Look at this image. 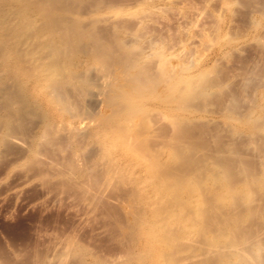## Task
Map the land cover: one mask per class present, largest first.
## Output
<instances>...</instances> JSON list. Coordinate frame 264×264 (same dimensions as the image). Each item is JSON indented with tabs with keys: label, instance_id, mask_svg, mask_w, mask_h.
<instances>
[{
	"label": "rangeland",
	"instance_id": "374dc122",
	"mask_svg": "<svg viewBox=\"0 0 264 264\" xmlns=\"http://www.w3.org/2000/svg\"><path fill=\"white\" fill-rule=\"evenodd\" d=\"M31 1L0 0V264H130L131 261L133 264H139L137 259H130L131 254H127L129 247L131 248L130 250L133 248V250L130 251L132 252L131 257L135 256V254L137 257H142L141 259H143V262H141V264H166L165 262H168V264H231L230 262H232L233 264L234 260L231 254H233V250L237 249L236 246L225 243L226 240L221 237H217L220 239L216 240V234H214L215 231L218 233L219 231L228 232L231 229H233V231L231 230L232 232L237 234V238L245 230L244 234L240 236L241 241H237V243L239 242L238 244H240L238 247L252 250L256 248L257 250L259 249L256 252L258 254V259L264 262V184H262L264 181H261L264 180V0ZM38 5H40L39 10H37ZM99 48L104 49L102 53L105 52V54H100L101 51L99 52ZM103 55H105L108 61H105ZM108 55L110 56L108 57ZM96 58H98V60ZM134 59H136V62H138L139 59V62L133 63L132 60ZM129 60L131 61L129 62ZM128 62L130 66L133 67L127 65ZM132 63L137 65H132ZM47 68L49 70L51 69L54 75L49 73L50 71H47ZM140 69L143 72H141ZM151 70L155 73L153 74ZM165 70L173 71L172 73H175L176 76L180 75L178 77L180 83L178 84L182 89H188V80L191 79L197 83L194 84L197 85V87H193L195 93L200 94L202 90L206 91L201 95H195L193 92L194 94L188 98L189 100L187 99L189 103L188 101H182V103L185 104L182 105L181 108L179 107V110H174V108H178L179 104L178 106H172L171 100L167 101V103L165 102L166 100H163L164 97L170 93V89L167 86L168 84H166L167 82H163L165 80L163 78L164 73L162 72H165ZM133 71H140L141 73L147 71V74L150 72L153 78L158 74V77H155L157 81L154 84L157 86L155 87L157 88L155 91L159 93L156 94L161 96L158 97L159 99L156 98V96L155 98L153 97L154 99L152 100L150 99L152 97H150L144 101V106H147H145V115L147 116L149 114L150 117L152 115L154 117H146L143 114L146 117L144 119V116L141 117V115H139L141 118L137 116L139 118L135 117L132 119L134 122L140 119L139 121L136 123L132 120L130 121L132 125L130 123L128 124V121H126L128 128L124 120H120V123L123 122L122 124H124H120L123 126L124 131L129 130V125H131L130 129L132 132L131 134L130 130L128 132L130 135H133L129 137L133 138V140L136 139L135 142L139 145L143 137L140 136V138L137 137V135H141L140 133L142 131L140 130L142 129V135L144 136L146 133L144 139H152L151 144L144 139L141 143L142 145L145 144V150L148 152L145 151L144 154L147 157L143 155L142 158L129 159L128 155L124 152H120L118 155L112 157L105 156L106 153L104 154L103 152L104 150L101 142L96 140L93 135L99 129L101 130L102 128L109 127L99 126V121L102 120L100 118H115V115L112 113V109L114 108H111L112 105L109 104L110 98L118 97L117 93L119 92H122L121 95H123L134 87L135 84L129 83V80L134 78L138 73L135 72V74H133ZM160 73H162L161 77L159 75ZM46 75H49V77ZM57 79L61 81L58 82L59 80ZM131 80L133 81V79ZM53 83L60 85L59 88L62 90L59 89L58 86L57 88L65 93V95H63L65 99L69 98L66 99V102L65 100H63L64 103L61 101L63 92L59 91V93L61 92L59 94L58 91H56L57 88L55 89V87H53ZM132 84L134 85L132 86ZM122 89H124L125 92ZM195 89L200 91L196 92ZM50 90L54 94H52ZM133 91L134 89L130 92L132 93ZM55 92L58 94L57 98L55 97V95H57ZM65 106H68V109H66ZM166 107H168L170 111ZM151 108L153 109L151 110ZM161 108L163 109L161 110ZM64 109H66V111ZM163 110L166 112H162ZM104 112L106 113L105 115ZM167 112L169 113L168 116L166 115ZM163 113L165 115H163ZM170 113L174 116H179V118L181 117L178 123V126H181L179 129L178 126L177 128H175V125L171 126L172 122L170 125L168 124L171 116ZM164 116L166 118H164ZM254 116H256V119L258 118L259 121L256 122L258 123L257 126L256 123L252 121V119L257 121ZM114 118H112V121L115 120ZM152 118L153 121L151 120ZM167 118H169V121ZM142 119L145 121H142ZM149 119L151 121H149ZM184 119H186V121ZM248 120L250 124L247 122ZM183 121L187 124L185 122L184 124ZM144 122L149 124L146 125ZM125 125L127 129L124 128ZM138 125L142 129H139ZM148 125L150 126L148 127ZM121 126L115 127L122 130ZM165 126H171L168 128L171 130H167V127L164 128V131L166 130L165 133L168 131L166 134L167 136H165L164 131L161 130ZM74 127H76L78 132L82 130L84 134H87L85 139L84 134L80 132L82 133L81 135L84 136L80 141L81 143H78L77 140L75 141V139L70 136L75 130ZM134 127H136V130H133ZM186 127H189L187 128L188 133L185 132ZM173 129L177 130V136L181 137H177L176 134L173 135V133H175V130L172 132ZM179 130L182 132H179ZM124 131V137L128 136V133V135L125 136V132L127 131ZM133 131H135V133H133ZM169 131L171 132L170 134L173 135V139H170L174 140L176 138L177 141L178 138H181L180 140L178 139V141L184 144H179L182 147L178 145V147L175 146L177 149H181V152L184 151L188 154L189 151L191 152L189 158L188 154L182 153V155H187L185 159L188 160L191 157L190 160L192 161L189 160V162H186L187 160H184L186 155L183 156V159L181 158L183 161L180 160L179 163L178 160V166L181 169L176 168L178 167L177 164H175L177 161H175V163L173 161L172 163V160L170 161L169 159L168 152L171 146L170 139H167ZM182 133L186 139L184 136L178 135ZM138 138L141 140L139 141ZM164 138L168 140L167 143L163 141L165 146L167 144L165 148L162 146L164 144L161 142ZM71 140L74 141H72V143H74L72 145ZM133 140L130 141L133 143ZM186 140L187 142H185ZM194 141H197L198 145L195 144L196 142ZM54 142L56 143L54 144ZM63 142L66 143L65 145L68 147H64ZM177 142H175V145ZM78 144H80V146H78ZM172 144L174 145V142ZM60 145L66 150L64 151V149L60 148ZM159 145L165 150L167 149L164 151V154H162L163 151L161 150V152L160 149V153L158 150L154 151L150 149L152 148L151 146H153L154 149L155 147L157 149L161 148ZM188 145L190 146L187 148ZM74 146L80 147V149H76ZM69 147L74 148L70 149ZM87 148L91 150L89 151ZM186 148L187 150H185ZM189 148L192 151L189 150ZM68 149L70 151L73 150V152L80 150L79 154L82 158L79 157L80 155L78 154L76 160L81 158L78 160V164L81 161L83 162L78 165L79 167L85 165L83 164L84 160H82L84 159L83 151L87 153L88 155L85 154L84 157L87 156L89 160H92L90 163L92 162L95 165V169L93 168L94 170H100V167L101 170H103L108 163L119 157V165L127 169L125 174L127 173L128 176L137 177L142 183L148 186L145 194H150L152 196L151 203L145 201L143 196L144 192L141 194L142 196L137 195L131 197L130 200H128L129 197L126 199L125 196L127 195L123 192L129 190V188L131 189L130 186H132L131 182L128 180V182L121 183L120 187L123 190L116 188V195L113 194L115 190L111 194L112 200H114V202H112V204L114 203V208L120 206L119 208L117 207V211L121 209L119 212L120 215L117 212L120 217H118V215L117 217L108 216L103 209H99L102 210L100 213L99 210L98 212L97 210L91 209L85 202L81 203L78 202L75 197L71 198L70 193L72 192H66L65 189L61 188L60 184H58L64 180L60 179L62 175L65 176V180H68L66 178L74 179V176H76L75 179H81V176L79 175V177L77 173L72 176L73 172L71 169L72 173L69 172L70 175L66 172L67 168L64 169L65 163L63 160H65V157L67 160V156L70 155L68 153H73ZM85 149H87L88 152L85 151ZM62 150L63 152H60ZM92 150H94V153ZM193 151L194 153H192ZM99 152L102 156L99 155ZM154 152L155 154L157 152L156 155L158 157L154 155ZM35 153L38 154V158H36ZM148 153L158 158L159 162L161 161L160 163H164L162 159L168 156L169 160L167 159V162L165 161V165H169V162H171V166L169 167L164 164V166L162 165L163 167L159 166L161 169H156L157 172H162L164 167L170 170L168 168L175 165V170L174 168L173 170L175 173L179 174L185 171L187 172L188 170L185 167L188 165L189 171L186 174L189 178L192 179V177H190L191 175L195 178V175L196 177H201L204 174L202 179L206 183L202 190H204L203 192L206 194L201 190V196L203 194L206 197L203 196L204 199H207V196L208 199L211 197L209 201L212 203L214 201L213 204L211 202L209 203V206L210 204L212 206L209 208L207 206L205 208L203 206L204 200L201 196L199 198L200 200H197L199 195L195 198V194L189 197L187 192H181L180 198L185 201L183 202L185 206L183 203L179 204L182 208L184 206L188 211L189 207H187V205H190L187 204L188 200L189 202L192 200L191 203L194 204L190 206L191 209H194L192 207H195V209L200 207L205 208L201 209L204 219H202V215L199 214L201 217L199 216V220L197 218V221L202 219L203 222L200 221V223H203L202 225L205 223L204 226H206L207 233H205L206 231H204V233L200 231L205 235L200 236L203 234L200 233L199 235L196 230L192 235L190 233L183 237V235L180 236V231L182 229H179L176 224H170L166 226L167 228H165L164 233H162L167 237L178 235V239L176 237L177 241L175 240V242H173L176 243V245H173V248L165 247V250H162V253L157 255L148 254L146 250L148 244L143 237L145 226H147L149 220H155L154 212L157 211L155 209H158L157 205H163L162 203H164L163 199L158 198L155 191L152 192V184H150L151 176L148 171L146 172V164L143 163L144 159L147 160L148 158H152ZM57 155L60 159L64 158L63 160L61 159L60 163L58 162L60 159L57 158ZM98 155L101 158H98ZM200 155L201 157H199ZM104 157L107 159L105 163H103L104 161L102 162ZM207 157H209V160ZM50 159H54L53 161L59 164L63 162L62 166L60 167L57 163L56 165ZM134 159L136 160L134 161ZM94 160L95 162H93ZM140 161H142L143 166ZM210 161L214 162L210 163ZM41 162H43V164ZM190 162H192V164ZM204 162L207 164L205 165ZM38 163H40V165ZM97 163H100L98 164L99 166ZM31 164L35 165V168ZM50 164L53 165V167H51ZM41 165H43V168ZM94 165L92 166L94 167ZM190 165L195 166L191 167ZM203 165H205L204 168ZM36 166L42 168L40 171H46L44 173L49 176V179H47L46 176L45 180H49L51 184H53V187L48 183L49 181L46 182L42 177L44 173L41 172L42 174L39 175L40 171ZM44 166H46L45 169ZM211 166L213 168L215 167L214 169H217L218 173H216ZM208 167L211 168L209 169ZM57 168L59 171H55ZM182 168L185 169V171H183ZM190 168L194 171H190ZM201 168L202 171L200 170ZM205 168H208V170ZM203 169H205L206 172ZM209 170L215 172L219 177L222 176L220 178L224 179L221 180L219 177H214V179H217L214 180L213 177L209 175V177L213 179L210 178L209 181L206 178L208 173L211 174V172L207 173ZM219 171L221 173L225 172L226 175L223 176ZM56 172L61 175L56 174ZM201 172L203 174H201ZM49 173H51V175ZM52 173L60 177L57 178ZM139 173H141V175ZM68 175L69 177H67ZM225 176L229 179H227L226 182L231 181V186L228 184L229 182H225ZM231 176L232 178L230 179ZM250 179L258 180L257 182L253 181L255 185L253 188V184H250V188L253 191H245L239 188L240 186L243 187V184H247L248 182L246 181L249 180L250 182ZM51 180H54L56 184L52 183L53 181ZM147 180H149V182ZM43 181L45 183H43ZM235 183L236 185H234ZM227 185H229L231 189L233 187L234 192L231 190V195L229 193L225 194L224 189L228 188ZM54 186L55 188L59 186V188L64 190H58V187L54 190ZM49 187L52 191L48 189ZM254 188L257 189L254 190ZM64 191L66 194L63 193ZM236 191L237 193L246 192L245 195L247 197L243 194L244 196L239 198L242 194L239 195L238 193L237 198L233 199ZM247 192H251L252 194ZM216 195L218 198L220 195H226L227 200L223 201L225 199H218ZM65 197L67 198L65 199ZM212 197H215L217 200H214ZM134 198H139V201L138 199L135 200V208L137 204L141 207L138 208L139 205L137 206L136 212L141 213L136 214L137 219L134 215L131 216V211L135 212L133 203L130 204L131 199L132 202H134ZM185 198L187 199L184 200ZM124 199L126 200L125 203ZM234 200H236V203ZM157 201L161 203L159 202L158 204ZM80 203L82 205H79ZM115 203L118 205H115ZM85 204L87 206H85ZM164 204L169 206V215L172 213L174 207L175 209L178 207L177 209L180 208L182 210L181 206L179 207L178 204L176 205L177 207H172V205L176 203L169 202V205L166 203ZM125 205L127 207L129 206L128 209ZM161 208L162 207L159 206V209ZM185 208H183L184 211H186ZM180 209L178 211H181ZM191 209H189V211ZM176 211L177 210L173 212ZM103 212L104 214H102ZM251 212L252 214H250ZM121 214H123V216H121ZM138 215L142 217H140L139 221ZM249 215H251V217ZM132 217H134L133 219H135V221L132 220ZM117 218L122 220L124 226ZM238 219L240 220L238 221ZM116 221H118V224H121V227H124V231H126L127 228L125 226L126 224L128 226L129 224L131 225V230L133 224H139L137 226L133 225L134 228L132 231L134 232L128 230L130 226L127 228V231H130L128 235L131 234L130 239H128L130 241H128V237L124 235L125 233L127 235V231L124 232L122 230L120 232L122 229H120V226L117 227V229H120L118 231L120 235L117 236L118 232H116L117 235H115L118 238L116 239L115 236H112V233L109 231V224L116 223ZM229 221L231 222L229 223ZM235 221L239 223H234ZM171 226L176 228V232L172 230L173 228ZM230 226L234 227L231 228ZM236 227L239 228L236 229ZM234 228L236 231H234ZM137 230H139V232ZM213 234L215 237H213ZM109 237L112 238L110 239ZM120 237H125V241L122 239L124 245H122ZM207 237L211 239H209L210 242L207 241L208 239L205 240ZM185 238H189V242H192L188 244V241L186 242L184 240ZM243 238L249 241L247 242ZM218 241L221 243H218ZM228 241L229 239H227V242ZM244 241L246 242L245 244ZM211 242H213V244ZM208 243H211V247L209 245L207 246ZM250 243L255 245H251ZM258 244L262 247H258ZM217 245L218 248H216ZM124 248L127 255H125ZM209 248H211L210 252H208ZM172 251L173 254H171ZM204 251H206V253ZM166 252L168 254H165ZM218 253L220 254L218 255ZM229 254L231 258H229ZM125 260H129V262H125ZM263 262L262 264H264Z\"/></svg>",
	"mask_w": 264,
	"mask_h": 264
},
{
	"label": "bare ground",
	"instance_id": "6f19581e",
	"mask_svg": "<svg viewBox=\"0 0 264 264\" xmlns=\"http://www.w3.org/2000/svg\"><path fill=\"white\" fill-rule=\"evenodd\" d=\"M31 1V0H30ZM22 2H23V0H22ZM29 2V1H28ZM31 2H33V1H31ZM21 3V2H20ZM25 4V3H24ZM40 4V3H39ZM26 5V4H25ZM34 5H36V4H34ZM29 6H30V3H29ZM33 6V5H32ZM40 5H38V8H37V10H39V7ZM42 6V5H41ZM44 6V5H43ZM45 8V7H44ZM34 9V8H33ZM32 10V9H31ZM42 10V9H41ZM45 13V12H44ZM40 14V13H39ZM42 14V13H41ZM46 16V15H45ZM51 16H52V13H51ZM42 17V16H41ZM47 18H49V17H47ZM46 18V19H47ZM46 19H44V20H46ZM50 20V19H49ZM53 20V19H52ZM53 22V21H52ZM57 22V21H56ZM49 23V22H48ZM57 24V23H56ZM45 26H48V25H45ZM48 28V27H47ZM81 45V44H80ZM56 46V45H55ZM53 49V48H52ZM97 50V49H96ZM102 50H104V49H101V48H99V52H100V54H105V52L104 53H102ZM130 50V49H129ZM81 51H82V49H81ZM84 51H85V49H84ZM86 51H87V48H86ZM106 51V50H105ZM132 51V50H131ZM130 51V52H131ZM98 52V53H99ZM134 52V51H133ZM96 53H97V51H96ZM108 53V52H107ZM106 53V54H107ZM158 53V52H157ZM94 55V54H93ZM126 55V54H125ZM97 56V55H96ZM95 56V57H96ZM104 56V59H105V61L107 60L106 58H105V55H103ZM102 56V57H103ZM110 55H108V57H109ZM144 56V55H143ZM146 56V55H145ZM106 57H107V55H106ZM128 58H130V57H128ZM134 58V57H133ZM139 58V57H138ZM140 58H141V56H140ZM97 60H98V58H96ZM102 59V58H101ZM132 59V58H131ZM65 60V59H64ZM63 60V61H64ZM123 60V59H122ZM121 60V61H122ZM136 59H134V60H132L133 61V63L135 62V63H138L139 62V59H138V62H136L135 61ZM96 61V60H95ZM108 61V60H107ZM131 60H129V62H130ZM103 62H104V60H103ZM126 62H127V60H126ZM125 62V63H126ZM127 63V65H129L130 66V63ZM107 63V62H106ZM132 63V65H137V64H133ZM139 65V64H138ZM164 65V64H163ZM56 66V65H55ZM144 66V65H143ZM142 66V67H143ZM52 67V66H51ZM130 67H133V66H130ZM135 67V66H134ZM141 67V66H140ZM170 67V66H169ZM172 67V66H171ZM54 68H56V67H54ZM138 68V67H137ZM48 69V68H47ZM132 69V68H131ZM135 69V68H134ZM169 69V68H168ZM54 70V69H53ZM56 70V69H55ZM143 70V69H142ZM146 70V69H145ZM46 71V70H45ZM47 71H50L49 73H52V70L50 69H48ZM46 71V72H47ZM126 71H129V70H126ZM132 71V70H131ZM140 71H141V69H140ZM138 71V72H136V71H133L134 73L133 74H135V72L136 73H138L134 78H131V79H133V81L130 79L129 81V83H134V84H132V86L134 85V87H132V89H130L129 90V92L131 91V90H133L134 89V91L131 93H129V92H127V93H129V94H127V93H125V94H123V95H121V93L119 92V93H117V96L118 97H115V98H110V101H109V104H111L112 106H111V108H114V109H112L113 110V115H115V118L114 117H112V118H114L115 120H113L112 121V118L111 119H109V117L108 118H106L105 117V119H103V118H100V119H102V120H100L99 122H100V124H99V126H102V127H104V126H109V127H106V128H102L101 130L99 129L93 136H94V138L96 139V140H99L100 142H101V144H102V147H103V152H104V154H105V156L107 155V156H114V155H118L120 152H124V153H126L127 155H128V157H129V159L130 158H142L143 157V155H144V157H147V156H145V151H147V150H145V144L144 145H142L141 143H142V140L144 139V136H145V134H144V136L142 135L143 134V129L142 128H140V126H139V129H142V130H140V131H142L141 133H140V131H139V129H138V132L141 134V135H137V137H140V136H142L143 137V139L141 140V139H139V141L141 140V143H140V145L138 144V143H136L135 141H136V139L135 140H133V138H130L132 135H130L131 134V132H132V130L130 129V126L132 125L131 124V120L133 119V118H135V117H137V116H139V115H141V117H143L144 115H145V106H144V101H146V99L147 98H150V97H152V98H150L151 100L152 99H154L156 96V98H158V97H160L159 95H157V94H159V93H157V91H155L157 88H155V87H157V86H155V82L157 81L156 79H155V77H158L157 75L153 78L152 76H151V74H150V72H148L149 74H147L146 72L145 73H141V72H143V71ZM152 71V70H151ZM176 71V70H175ZM57 72V71H56ZM55 72V73H56ZM60 72H61V70H60ZM173 72V71H172ZM171 72V70L169 71V70H165V72L163 71L162 73H164L163 74V78H164V80L165 81H163V82H167L166 84H168L167 86L169 87V91H170V93L168 94V91H167V96L166 97H164V99L163 100H166L165 102L167 103V101H172V106L173 105H177L178 106V104H179V106H178V108H174V110L175 109H178L179 110V107L181 108L182 107V105H184L185 103H182V101H188L189 99V97L190 96H192L195 92L193 91L194 90V86H196L197 87V85H194V84H197L195 81H193V80H191V79H189L188 80V89H186L185 87V89H182L181 87H180V85L178 84V83H180L178 80V77L180 76H176L175 75V73L173 74ZM48 73V72H47ZM69 73V72H68ZM72 73V72H71ZM152 73H153V71H152ZM155 73V72H154ZM153 73V74H154ZM162 73H160L159 75H160V77H161V74ZM53 75H54V73H52ZM57 74V73H56ZM127 74V73H126ZM130 74V73H129ZM128 74V75H129ZM132 74V75H133ZM50 75V74H49ZM49 75L47 76V77H49ZM60 75H61V73H60ZM127 75V76H128ZM132 75H131V77H132ZM73 76V75H72ZM50 77H52V76H50ZM183 77V76H182ZM181 77V78H182ZM184 78V77H183ZM49 79H51V78H49ZM128 79V78H127ZM57 80H59L58 82H60L61 80L60 79H57ZM161 80V79H160ZM163 80V79H162ZM52 81H53V79H52ZM132 81V82H131ZM181 81V80H180ZM184 81V80H183ZM54 82V81H53ZM46 83V82H45ZM51 83V82H50ZM49 83V84H50ZM87 83V82H86ZM49 84H47V85H49ZM59 84V83H58ZM62 84V83H61ZM85 84V83H84ZM46 85V86H47ZM122 85V84H121ZM157 85V84H156ZM57 86H58V88H59V86L60 85H56V83H53V87H55V89L57 88ZM63 86H64V84H63ZM48 87V86H47ZM51 87V86H50ZM52 87V88H53ZM84 87V86H83ZM124 87V86H123ZM195 87V88H196ZM57 88V89H58ZM54 89V88H53ZM54 89V90H55ZM56 89V91H58V93H59V91H61L62 89L61 88H59V89H61V90H57ZM64 89V88H63ZM129 89V88H128ZM203 89H205V88H203ZM207 89V88H206ZM65 90V89H64ZM68 90V89H67ZM117 90H118V88H117ZM123 91H124V89H122ZM196 90V89H195ZM198 90V89H197ZM196 90V92H199V91H197ZM66 91V90H65ZM121 91V90H120ZM203 91V92H202ZM201 91V93L199 94H197V93H195V95H201V94H204V92L206 91H204V90H202ZM50 92L52 93V91L50 90ZM61 92H63V91H61ZM60 92V93H61ZM114 92V91H113ZM125 92V91H124ZM162 92V91H161ZM194 92V93H193ZM56 93V92H55ZM59 93V94H60ZM157 93V94H156ZM179 93V94H178ZM52 94H54V93H52ZM51 94V95H52ZM57 94V93H56ZM66 94H67V92H66ZM116 94V93H115ZM118 94H120V95H118ZM161 94V93H160ZM63 95H65V93L63 92L62 93V97H61V95H60V97L62 98V100H61V98L59 97V99L63 102V100H65V102H66V99H69V98H64L63 97ZM112 95V94H111ZM166 95V94H165ZM57 96H58V94L57 95H55V97L57 98ZM68 96V95H67ZM66 96V97H67ZM113 96V95H112ZM111 96V97H112ZM108 97V96H107ZM154 97V98H153ZM53 98V97H52ZM64 98V99H63ZM109 98V97H108ZM58 99V100H59ZM159 99V98H158ZM188 99V100H187ZM60 101V102H61ZM70 101V100H69ZM160 101V100H159ZM59 102V103H60ZM67 102H68V100H67ZM164 102V101H163ZM174 102V103H173ZM64 103V102H63ZM147 103H149V102H147ZM169 103H171V102H169ZM188 103H189V101H188ZM66 104V103H65ZM64 104V105H65ZM165 104V103H164ZM187 104V103H186ZM63 106V105H62ZM110 106V105H109ZM164 106V105H163ZM66 107V106H65ZM147 107V106H146ZM70 108V107H69ZM164 108H165V106H164ZM166 108H168V107H166ZM185 108V107H184ZM183 108V109H184ZM66 109H68V106L66 107ZM66 109H64L65 111H66ZM110 109V108H109ZM149 109H150V107H149ZM153 108H151V110H152ZM155 109V108H154ZM163 108H161V110H162ZM106 110V109H105ZM165 110V109H164ZM162 111V112H166V111ZM168 110H169V108H168ZM167 110V111H168ZM172 110V109H171ZM107 111V110H106ZM146 111H147V109H146ZM150 111V110H149ZM170 111V110H169ZM152 112V111H151ZM160 112V111H159ZM161 112V113H162ZM172 112V111H171ZM175 112V111H174ZM173 112V113H174ZM261 112V111H260ZM101 113V112H100ZM109 113V112H108ZM110 113H111V110H110ZM263 113V112H262ZM106 113L104 112V115H105ZM144 114V115H143ZM148 114V113H147ZM152 114H154V113H152ZM168 112L166 113V115L168 116ZM113 115H110V116H113ZM163 115H165L164 113H163ZM170 121H169V118H167L168 119V121H169V125H170V123L172 122V125L171 126H173V125H175L176 127L175 128H177V126H178V123H179V119H181V117L179 118V116L177 117V116H174L173 114H171L170 113ZM177 115V114H176ZM262 115V114H261ZM97 116V115H96ZM102 116V115H101ZM146 116V115H145ZM143 117L144 119L146 118V117H150V115L148 114L146 117ZM104 117V116H103ZM140 117V116H139ZM139 117H137V118H139ZM140 117V118H141ZM151 117H154L153 115L151 116ZM150 117V118H151ZM163 117V116H162ZM255 117V119H256V116H254ZM164 118H166L165 116H164ZM183 118V117H182ZM260 118V117H259ZM144 119H142V121H145ZM148 119V118H147ZM147 119H146V121H147ZM252 119V118H251ZM73 120V119H72ZM71 120V121H72ZM83 120V119H82ZM122 120H124V122H125V124H126V121H128V124L130 123L131 125H129V130H130V134H129V130H125V131H127V132H125L124 130H123V126H121V125H124V124H122V123H120ZM140 120V119H139ZM139 120H136L134 123H136L137 121H139ZM152 121H153V118L151 119ZM150 119H149V121H151ZM185 121H186V119H184ZM257 121H255L254 119H252V121L253 122H259L258 121V118L256 119ZM259 120H261V119H259ZM75 121V120H74ZM73 121V122H74ZM148 121V122H149ZM180 121H182V120H180ZM185 121H183V123L185 122ZM77 122V121H76ZM82 122V121H81ZM188 122V121H187ZM247 122H249V120L247 121ZM261 122V121H260ZM139 123V122H138ZM137 123V124H138ZM145 123V122H144ZM149 123H152V122H149ZM149 123H145L146 125L147 124H149ZM181 123V122H180ZM183 123H181V124H183ZM186 123V122H185ZM184 123V124H185ZM54 124V123H53ZM82 124V123H81ZM97 124V123H96ZM121 124V125H120ZM140 124H141V122H140ZM168 124H166V125H168ZM187 124V123H186ZM188 124H189V122H188ZM248 124V123H247ZM249 124H250V122H249ZM257 124L258 123H256V126H257ZM127 125V124H126ZM126 125H125V127L124 128H126ZM135 125V124H134ZM133 125V126H134ZM264 125V124H263ZM50 126V125H49ZM52 126V125H51ZM64 126V125H63ZM80 126V125H79ZM83 126V125H82ZM111 126V127H110ZM118 126H121L122 127V130L125 132V136L126 135H128V136H126V137H124V135H123V131L121 130V129H118V128H116V127ZM132 126V127H133ZM138 126H137V128H138ZM150 125H148V127H149ZM163 126V125H162ZM170 126V127H171ZM190 126V125H189ZM253 126V125H252ZM254 126H255V124H254ZM65 127V126H64ZM72 127V126H71ZM71 127H70V130H71ZM84 127V126H83ZM82 127V128H83ZM115 127V128H114ZM167 126H165V127H163L161 130L162 131H164V128H166ZM170 127H167L166 129L167 130H171V129H168V128H170ZM181 127V126H180ZM179 126H178V129L180 128ZM182 127H183V125H182ZM185 127V126H184ZM81 128V127H80ZM81 128V129H82ZM127 128H128V125H127ZM126 128V129H127ZM187 128H189V127H186V130H185V132H187ZM74 131L72 132L73 134L72 135H70L71 137H73L74 139H75V141L77 140L78 141V143L81 141V139H82V137H84L85 136V139H86V136H87V134H84L83 132H82V130H80V129H78V130H80V132H82L83 134H84V136L83 135H81L82 133H80V132H78L77 130H76V127H74ZM84 129V128H83ZM86 129V128H85ZM93 129V128H92ZM147 129V128H146ZM264 129V128H263ZM68 130V129H67ZM133 130H136V127H134L133 128ZM175 129H173L172 130V132L174 131ZM181 130V129H180ZM179 130V132H182V131H180ZM190 130V129H189ZM148 131V130H147ZM166 131V130H165ZM165 131H164V134H165V136H167L166 134L168 133V131L165 133ZM177 130H175V133H173V135L174 134H176V136H177V132H176ZM84 132H86V131H84ZM138 132H136V133H138ZM145 132V131H144ZM178 132V133H179ZM60 133V132H59ZM128 133V134H127ZM133 133H135V131H133ZM171 132L169 131V136H168V138L167 139H170V138H172L173 139V135H171L170 134ZM188 133V132H187ZM192 133V132H191ZM62 134V133H61ZM61 134H59V135H61ZM186 134V133H185ZM44 135V134H43ZM66 135V134H65ZM178 135H182V136H184V134L182 133V134H178ZM187 135V134H186ZM190 135H193V134H190ZM190 135H188V136H190ZM69 136V137H70ZM130 136V137H129ZM134 136H135V134H134ZM133 136V137H134ZM163 136V135H162ZM62 137H64V136H62ZM130 138V139H128V138ZM146 137V136H145ZM177 137H181V136H177ZM185 137V136H184ZM192 137V136H191ZM93 138V139H94ZM141 138V137H140ZM148 138V137H147ZM163 138V137H162ZM174 138H175V136H174ZM183 138V137H182ZM189 138V137H188ZM187 138V139H188ZM68 139H70V138H68ZM84 139V140H85ZM92 139V140H93ZM95 139H94V141H95ZM167 139H165L164 138V140H162L161 142H162V144H164V142H168V140ZM172 139H170L169 141H170V147H169V159H170V161L172 160V163H173V161H174V163H175V161H177L175 164H177V166L179 165L178 164V160H179V163H180V160H182L183 159V156H185L186 154H188L187 152H184L183 150V152L184 153H186L185 155H182V153L183 152H181V149H177V147L178 146H181V145H184L183 143L181 144L179 141H178V139H177V141L179 142H177L176 141V138L174 139V140H172ZM181 139V138H180ZM179 139V140H180ZM185 139H186V137H185ZM130 140H133V143L130 141ZM146 142L147 141H149V143L151 144V140H150V138L149 139H144ZM143 140V141H144ZM153 140H155V139H153ZM172 140V141H171ZM184 140V139H183ZM192 140V139H191ZM51 141V140H50ZM68 141H70V140H68ZM72 141L73 140H71V145L72 144H74V143H72ZM164 141V142H163ZM190 141V140H189ZM193 141V140H192ZM74 142V141H73ZM85 142V141H84ZM135 142V143H134ZM145 142V143H146ZM154 142H157V141H154ZM158 142H160V141H158ZM174 142V145L172 144ZM175 142H177L176 143V145H175ZM182 142V141H181ZM184 142V141H183ZM185 142H187V140L185 141ZM194 142H196L195 144H197V141H194ZM56 142H54V144H55ZM64 143V142H63ZM68 143V142H67ZM70 143V142H69ZM81 143V142H80ZM92 143L94 144V142L92 141ZM66 143H64V147H68V146H66L65 145ZM75 144H76V142H75ZM83 144V143H82ZM81 144V145H82ZM88 144V143H87ZM152 144H153V141H152ZM161 144V143H160ZM179 144H181V145H179ZM188 144V143H187ZM62 145V144H61ZM61 145H60V148H62V149H64V151L66 150L64 147H61ZM69 145V144H68ZM83 145H85V144H83ZM92 145V144H91ZM154 145V144H153ZM156 145H158V144H156ZM178 145V146H177ZM191 145L193 146V144L191 143ZM198 145V144H197ZM78 146H80V144H78ZM100 146V145H99ZM147 146V145H146ZM149 146V145H148ZM161 145H159V147H160ZM164 148L165 147H167V144H166V146H165V144L164 145H162ZM161 146V148H156L155 147V149H154V147L153 146H151L152 148H150L151 150H154V151H157L158 150V152L160 153V151L162 152V154H164V151H166L163 147ZM175 146H177V147H175ZM190 145H188L187 146V148L189 147ZM76 149L78 148L77 146H74ZM73 147V148H74ZM84 147V146H83ZM182 147V146H181ZM184 147V146H183ZM195 147V146H194ZM198 147V146H197ZM196 147V148H197ZM199 147H200V144H199ZM57 149L59 148V147H56ZM59 148V149H60ZM70 148V147H69ZM73 148H70V149H73ZM82 148V147H81ZM86 148V147H85ZM95 148V147H94ZM148 148V147H147ZM163 148V149H162ZM180 148V147H179ZM187 148L185 149V150H187ZM56 149V150H57ZM78 149H80V147L78 148ZM87 149H89V148H87ZM87 149H85V151H87ZM159 149H160V151H159ZM192 149H193V147H192ZM195 149V148H194ZM198 149V148H197ZM196 149V150H197ZM55 150V149H54ZM53 150V151H54ZM69 150V149H68ZM75 150V149H74ZM91 149H89V151H90ZM94 150H96V149H94ZM94 150H92V152L94 153ZM189 150H191L190 148H189ZM195 150V151H196ZM52 151V150H51ZM70 151V150H69ZM79 151L80 150H76V151H74L73 152V150L72 151H70V152H73V153H68V152H66V153H68V154H70V155H68L67 156V160H66V157H65V160H63L64 158H61L62 160H63V162L65 163V167H64V169H66L67 168V171L66 172H68V174H69V172H71V170H72V176H74V175H76V173L78 174V176L81 178V179H79L78 180V178L77 179H75L76 178V176H74L73 178L74 179H70V178H66V179H68V180H65V176L64 175H62L63 176V178H62V176H61V178L60 179H64L61 183H58V184H60V186H61V188H64L65 189V191L67 192L68 191V193L69 192H72V193H70V196H71V198L72 197H75L77 200H78V202H81V203H86L91 209H94V210H99V209H103V210H105L106 211V213H107V215L108 216H112V217H117V215L119 214L120 215V210L119 211H117L118 210V208L120 207H116V208H114V206H113V204H112V202H114V200H112V196H111V194H112V192L114 191V193L113 194H115L116 193V188L118 189H121V187H120V185H121V183L122 182H128V181H130L131 182V185L132 186H130L131 187V189L129 188V190H127L126 192H123V193H125V195H127V196H125L126 197V199H128L127 197H129V199L128 200H130V198L131 197H135V196H137V195H141V194H143V192H144V199H145V201L147 202V203H151V201H152V196L149 194V195H147V194H145L146 193V190H147V185H145L144 183H142L141 182V180H139L137 177H135V176H133V177H131V176H128L127 175V173L125 174V172L127 171V169H126V167H124V168H122L119 164V157L118 158H116V159H113L110 163H108V165L106 166V168H103V170H101V167H100V170H94L95 169V165L92 163H90V161H92V160H89V158H87V156L86 157H84L85 156V154L86 155H88L87 153H85L84 151H83V153H84V156H83V158L84 159H82V160H84V163L83 164H85L83 167H79L78 165L79 164H81V162H83V161H81L79 164H78V160H80L82 157H81V155L79 154ZM192 151V150H191ZM57 152V151H56ZM60 152H63V150L62 151H60ZM81 152H82V150H81ZM88 152V151H87ZM96 152V151H95ZM148 152V151H147ZM146 152V153H147ZM166 152V153H167ZM199 152V151H198ZM197 152V153H198ZM151 153V152H150ZM168 153H167V155H168ZM191 152L189 151V154H190ZM192 153H194V151L192 152ZM33 154V153H32ZM36 154V153H35ZM51 154V153H50ZM63 154V153H62ZM62 154H61V156H62ZM80 155L79 157H81L80 159H77L76 160V158L78 157L77 155ZM89 154H91V153H89ZM96 154V153H95ZM94 154V155H95ZM97 154H98V152H97ZM103 154V153H102ZM123 154V153H122ZM152 154H153V152H152ZM152 154H149L148 153V155H151V157L152 158H148L147 160L146 159H144L143 160V163L144 164H146V168H145V166H144V168L145 169H147L146 170V172L148 171V173H149V175L151 176V181H150V184H152V192H156V195L158 196V198H161V199H163V202L164 203H166L167 205H169V202H172V203H176L175 205H172V207L173 206H176L177 204H178V206L180 207L181 205H179L180 203H183V202H185V201H183V199H181L180 198V193L181 192H187L188 194H189V197H191V195L192 194H195L196 196H195V198L197 197L198 199L197 200H200L199 198H200V196H201V193L204 191V190H202L203 188H204V185H205V183L206 182H204V180L202 179V177L204 176V174L201 172V174H203L201 177H196V175L194 176L195 178H193V176L191 175L190 177H192V179L191 178H189L188 177V175L186 174L188 171H189V166L187 165V167H185L188 171L186 172L185 171V169H183L184 168V166H183V171H185V172H182V171H179V172H182V173H179V174H177V173H175L174 172V170H175V168L174 167H176L175 165L173 166V167H171V168H168V169H170V170H167L166 169V167H164L163 168V170H162V172H157V170L160 168L159 166H161V167H163L164 165H165V161L168 159V156H165V158H163L162 160L164 161V163L162 162V163H160L159 162V159L158 158H155V157H153L154 155H156L157 154V152H156V154H155V152H154V155H152ZM188 154V158H189V155ZM195 154H196V152H195ZM37 155L38 154H36V158H38L37 157ZM60 155V154H59ZM64 155H67V154H64ZM94 155H92V156H94ZM99 155H101V153L99 152ZM98 155V158L100 157ZM121 155V154H120ZM159 155V154H158ZM161 155V154H160ZM194 155V154H193ZM209 155V154H208ZM52 156V155H51ZM51 156H50V158H51ZM54 156V155H53ZM58 156V155H57ZM91 156V157H92ZM102 156V155H101ZM104 156V155H103ZM157 156V155H156ZM33 157H35V156H33ZM40 157V156H39ZM55 157H56V155H55ZM63 157V156H62ZM96 157V156H95ZM94 157V158H95ZM121 157V156H120ZM158 157V156H157ZM164 157V156H163ZM199 157H201V155L199 156ZM57 158H59L60 159V157L58 156ZM57 158H54V159H57ZM93 158V159H94ZM97 158V157H96ZM101 158V157H100ZM161 158V157H160ZM182 158V159H181ZM185 158H187V155H186V157H184V160H187V159H185ZM194 158V157H193ZM196 158V157H195ZM205 158H206V156H205ZM208 158V160H209V157H207ZM53 159V160H54ZM61 159L58 161L59 163L61 162ZM123 159V158H122ZM127 159V158H126ZM165 159V160H164ZM168 159V160H169ZM190 159H191V157H190ZM190 159H188L186 162H189V160ZM34 160V159H33ZM38 160V159H37ZM40 160V159H39ZM50 160H52V159H50ZM52 160V161H53ZM97 160H99V159H97ZM106 157H104V159L102 160V162L103 163H105L106 162ZM124 160V159H123ZM136 159H134V161H135ZM138 160V159H137ZM195 160V159H194ZM42 161V160H41ZM51 161V162H52ZM109 161V160H108ZM128 161V160H127ZM139 161V160H138ZM146 161V162H145ZM183 161V160H182ZM190 161H192V160H190ZM32 162H34V161H32ZM39 162V161H38ZM46 162V161H45ZM54 162V161H53ZM58 162H54L55 164L57 163L58 165H60V167L62 166V163L61 164H59ZM93 162H95V160L93 161ZM97 162V161H96ZM141 162V165L143 166V164H142V161H140ZM156 162H157V164H156ZM161 164H159V163ZM167 162V161H166ZM212 161H210V163H211ZM214 162V161H213ZM212 162V163H213ZM217 162V161H216ZM42 164H43V162H41ZM53 163V164H54ZM136 163V162H135ZM182 163V162H181ZM191 164H192V162H190ZM203 163V162H202ZM218 163V162H217ZM216 163V164H217ZM34 164V163H33ZM33 164H31V165H33ZM39 165H40V163H38ZM56 164V165H57ZM96 164V163H95ZM98 164H100V163H97V165ZM136 164H138V163H136ZM135 164V165H136ZM164 164V165H163ZM171 164V162H169V165H165V166H167V167H169V166H171L170 165ZM185 164V163H184ZM204 164L206 165L207 163H205L204 162ZM216 164H215V166H216ZM37 165V164H36ZM51 165V164H50ZM92 165H94V167L92 166ZM96 165V166H97ZM139 165V164H138ZM163 165V166H162ZM173 165V164H172ZM181 165H183V164H181ZM201 165V164H200ZM205 165H203V168H204V166ZM212 165V164H211ZM214 165V164H213ZM220 165V164H219ZM43 165H41V167H42ZM55 166V165H54ZM92 166V167H91ZM99 166V165H98ZM102 166H104V165H102ZM157 166H158V168H157ZM186 166V165H185ZM191 166V165H190ZM193 166H195V165H193ZM193 166H191V167H193ZM210 166V165H209ZM33 167L35 168V165H33ZM32 167V168H33ZM51 167H53V165H51ZM56 167V166H55ZM201 167V166H200ZM212 167V166H211ZM210 167V168H211ZM36 168H39V171H40V169H42V168H40V166H36ZM46 168V166H44V169ZM94 168V169H93ZM96 168H98V167H96ZM135 168V167H134ZM173 168H174V170H173ZM176 168H180L179 166L178 167H176ZM209 168V167H208ZM208 168L206 169V170H208ZM209 168V169H210ZM213 168V167H212ZM215 168V167H214ZM213 168V170L214 171H216V173H218L217 172V169H214ZM218 168V167H217ZM43 169V170H44ZM71 169V170H70ZM99 169V168H98ZM144 169V170H145ZM157 169V170H156ZM161 169V168H160ZM173 171H172V170ZM181 169V168H180ZM205 169H203L205 172H206V170ZM219 169V168H218ZM52 170V169H51ZM50 170V171H51ZM68 170H70V171H68ZM179 170V169H178ZM201 171H202V168L200 169ZM212 170V169H211ZM211 170H209V171H207V173L208 172H211V174L210 173H208L207 175H206V178L209 180L211 177H213V179H214V177L215 178H217V177H219L217 174H215V172H212ZM37 172H39L38 170H36ZM48 171H49V169H48ZM53 171V170H52ZM55 171H59L58 170V168L57 169H55ZM143 171V170H142ZM190 171H192V168H190ZM194 171V170H193ZM192 171V172H193ZM44 173V172H46V171H40L39 173V175H41L42 173ZM64 172V171H63ZM144 172V171H143ZM177 172V171H176ZM220 172V171H219ZM61 173H62V171H61ZM175 173V174H174ZM221 173V172H220ZM264 173V172H263ZM45 174V173H44ZM44 174L42 175V177L44 178V180H45V178H46V176H47V179H49V176L48 175H46L45 174V176H44ZM50 175H51V173H49ZM52 174H54V173H52ZM56 174H58V172H56ZM63 174H65V173H63ZM140 175H141V173H139ZM192 174V173H191ZM221 174H223V176L224 175H226L225 174V172L224 173H221ZM55 175V174H54ZM58 175H61V174H58ZM56 176L57 178H59L60 176ZM70 175V174H69ZM69 175L67 176V177H69ZM209 175H211V177H209ZM220 175V174H219ZM261 175H262V173H261ZM264 175V174H263ZM53 176V175H52ZM51 176V177H52ZM72 176H70V177H72ZM77 176V177H78ZM149 176V177H150ZM200 176V175H199ZM227 176H228V174H227ZM227 176H225V178H226V180H225V182L227 181V179L229 178V176H228V178H227ZM220 177H222V176H220ZM219 177V178H220ZM232 178V176L230 177V179ZM251 178V177H250ZM254 178H255V176H254ZM258 178V177H257ZM52 179V178H51ZM60 179H59V181H60ZM149 179V180H150ZM212 179V178H211ZM212 179V180H213ZM221 179V178H220ZM222 179H224V178H222ZM221 179V180H222ZM58 180V179H57ZM128 180V181H127ZM149 180H147L148 182H149ZM211 180V181H212ZM214 180H217V179H214ZM219 180V179H218ZM221 180H219V181H221ZM229 180V179H228ZM240 180V179H239ZM251 180V179H250ZM46 182H48L49 180H45ZM51 181H53L52 183H55L54 182V180H51ZM210 181V180H209ZM252 181V182H251ZM250 182H249V180L248 181H246V182H248L247 184H243V187H239V188H242L243 190H250V191H253L251 188H250V184H253L252 185V188L255 186L254 185V183H253V181L255 182H257L258 180H251ZM262 182L264 181V180H261ZM42 182V181H41ZM229 182V181H228ZM228 182H226V183H228ZM231 182V181H230ZM230 182L228 183L229 185H230ZM240 182H242V181H240ZM245 182V183H246ZM43 183H45L44 181H43ZM48 183H50L51 184V182L49 181ZM210 183V182H209ZM220 183V182H219ZM49 184V185H50ZM56 184V183H55ZM125 184V183H124ZM212 184H213V182H212ZM221 184V183H220ZM262 184H264V183H262ZM52 185V187H53V184H51ZM51 185H50V187H51ZM227 185L228 186V188H225L224 190H225V194H227V193H231V190L234 192V190H233V187H232V189L230 188V186L232 185ZM234 185H236V183L234 184ZM233 185V186H234ZM56 186V185H55ZM55 186H54V190L57 188L58 190L59 189H61V188H59V186H57L56 188H55ZM225 186V185H224ZM257 186V185H256ZM47 187V186H46ZM45 187V188H46ZM48 188V189H50L51 190V188ZM220 187V186H219ZM261 187H262V185H261ZM125 188H126V186H125ZM128 188V187H127ZM208 188V187H207ZM206 188V189H207ZM48 189H46L47 191H50V190H48ZM53 189V188H52ZM63 189V190H64ZM209 189V188H208ZM255 189H257V188H254V190ZM62 190V189H61ZM60 190V191H61ZM62 190V191H63ZM121 190H123V189H121ZM125 190V189H124ZM201 190H202V192H201ZM242 190V191H243ZM52 191V190H51ZM65 191L63 192V193H65ZM118 191V190H117ZM120 192V191H119ZM205 192H206V190H205ZM54 193V192H53ZM67 193V194H68ZM120 193H122V192H120ZM186 193V194H187ZM204 193V192H203ZM239 193V192H238ZM238 193H237V191H236V194H234V193H232V194H234L233 196H234V198L233 199H235V198H237V196H238ZM246 193V192H245ZM245 193H243V192H241V193H239V195H241V197L239 196V198H242V196H244L245 195ZM247 193H249V194H252L251 192H247ZM58 194V193H57ZM66 194V193H65ZM74 196H73V195ZM182 194H184V193H182ZM181 194V195H182ZM204 194H206V193H204ZM209 194V193H208ZM228 194V195H229ZM244 194V195H243ZM63 195V194H62ZM61 195V196H62ZM116 195V194H115ZM124 195V194H123ZM185 195V194H184ZM219 195V194H218ZM231 195V194H230ZM64 196H66V195H64ZM142 196V195H141ZM155 196V195H154ZM153 196V197H154ZM203 194H202V196H201V198H203ZM246 196V195H245ZM248 196H250V195H248ZM189 197H188V199H189ZM194 197V196H193ZM205 197V196H204ZM247 197V196H246ZM67 197H65V199H66ZM114 198V197H113ZM119 198V197H118ZM194 198V199H195ZM206 198V197H205ZM210 199H208V196H207V199H204L203 198V206L206 208L207 206H208V208L210 207V206H212L211 204H210V206H209V203L211 202V201H209V200H211V197H209ZM213 198V197H212ZM216 198H218V196L216 195ZM219 198H221V199H225V200H223V201H226L227 200V198H226V195L224 196V195H220V197ZM218 198V199H219ZM249 198V197H248ZM74 199V198H73ZM115 199V198H114ZM133 199V198H132ZM132 199H131V203L130 204H132L133 203V205H134V203L136 204V202H135V200H137L138 199V201H139V198H134V202H132ZM141 199V198H140ZM187 198H185L184 200H186ZM214 200H217V199H215V197L213 198ZM212 199V200H213ZM119 200V199H118ZM127 200V201H128ZM190 200H191V198H190ZM228 200H230V199H228ZM237 200V199H236ZM236 200H234L235 201V203H236ZM75 201V200H74ZM116 201V200H115ZM125 199H124V203H125ZM162 201V200H161ZM196 201V200H195ZM159 202L160 201H157V203L159 204ZM191 202H192V200H191ZM191 202H189V200H188V202H187V204H190V205H187V207H189V209H191L190 208V206L191 205H194V204H192ZM193 202H194V200H193ZM199 202V201H198ZM198 202H197V205H198ZM218 202V201H217ZM239 202H240V200H239ZM75 203V202H74ZM79 204V205H82V204ZM120 203V202H119ZM127 203V202H126ZM138 203V202H137ZM161 203V202H160ZM164 203H162L163 205H161V204H159V205H157L158 206V209H159V206H161L162 208L161 209H155V210H157V211H155L154 212V218H155V220L154 219H152V220H149V222L147 223V226H145V230H144V232H143V237L145 238V240H146V243L148 244L147 245V251H148V254H150V255H157V254H159V253H162V250H165V247H169V248H171L173 245H176V243H173V242H175V240L177 241V239H178V235L177 236H169V237H167L166 235H163V233H164V229L165 228H167L166 226H168V225H170V224H176L178 227H179V229L181 228L182 230L180 231V236H182L183 235V237L185 236V235H187V234H190L191 233V235H192V233L193 232H195L196 230H197V233H199V235H200V233H202V232H200V231H203V233H204V231H206L207 229H206V226H204L205 225V223H204V225H202L203 223H200V221H202V219H204V217H203V214H202V211H201V209H205V208H203V207H200V208H196L195 209V207H192V208H194V209H191L190 211H189V209H188V211H187V209L184 207L185 205H184V203H183V208H185L186 209V211H184V209L182 208V206H181V208H182V210L181 211H178L179 209H175V207H174V209L175 210H177L176 212H173V211H175L174 209L172 210V215L170 214L169 215V212H168V210H169V206H166ZM212 203V202H211ZM213 203H214V201H213ZM212 203V204H213ZM216 203V202H215ZM85 204V206H87ZM143 204V203H142ZM145 204V203H144ZM78 205V204H77ZM115 205H118V204H116L115 203ZM139 204H137V206H138ZM83 206H84V204H83ZM126 206V205H125ZM137 206H136V208H135V205H134V208H135V212H136V209H137ZM154 206V205H153ZM215 206V205H214ZM221 206V205H220ZM127 207V206H126ZM129 207V206H128ZM128 207H127V209H128ZM219 207V206H218ZM122 208H124V207H122ZM132 208V207H131ZM134 208H133V211H134ZM138 208H141L140 207V205L138 206ZM143 208V207H142ZM145 208V207H144ZM154 208H156V207H154ZM90 209V210H91ZM249 209V208H248ZM251 209V208H250ZM209 210V209H208ZM252 210V209H251ZM92 211V210H91ZM100 211V213H101V211L102 210H99ZM98 211V212H99ZM123 211H124V209H123ZM127 211V210H126ZM146 211V210H145ZM247 211V210H246ZM250 211V210H249ZM253 211V210H252ZM117 212H118V214H117ZM135 212H132L131 211V213H132V215L131 216H133L134 215V217L136 218L137 217V215L136 214H141V213H135ZM142 212V211H141ZM93 213V212H92ZM95 213V212H94ZM105 213V214H106ZM135 213V214H134ZM203 213H205V212H203ZM242 213V212H241ZM254 213V212H253ZM102 214H104V212L102 213ZM101 214V215H102ZM124 214V213H123ZM123 214H121V216H123ZM199 214H201L202 215V219L200 220V221H197V218L200 216ZM250 214H252V212L250 213ZM118 215V217H120ZM125 215V214H124ZM205 215V214H204ZM209 215V214H208ZM238 215V214H237ZM240 215V214H239ZM105 216V215H104ZM125 216H127V215H125ZM250 217H251V215H249ZM97 217H99V216H97ZM107 217V216H106ZM111 217V218H112ZM134 217H132V220H134L135 221V219H133ZM140 217L141 216H139L138 215V221H139V219H140ZM201 217V216H200ZM236 217H238V216H236ZM242 217H243V215H242ZM94 218V217H93ZM128 218V217H127ZM142 218V217H141ZM208 218V217H207ZM214 218V217H213ZM229 218H231V217H229ZM240 218V217H239ZM114 219V218H113ZM113 219H111V220H113ZM118 220H119V218H117ZM116 219V220H117ZM125 219V218H124ZM137 219V218H136ZM209 219V218H208ZM212 219V218H211ZM215 219V218H214ZM235 219V218H234ZM241 219V218H240ZM240 219H238V221L240 220ZM121 220V219H120ZM119 220V222H121V224L123 223L122 222V220H123V217H122V220L120 221ZM144 220V219H143ZM198 220H199V218H198ZM206 220V219H205ZM115 221V220H114ZM141 221V220H140ZM208 221V220H207ZM238 221H235L234 223H239ZM126 222H127V219H126ZM137 222V221H136ZM203 222V221H202ZM231 221H229V223H230ZM128 223V222H127ZM210 223V222H209ZM234 223H231V224H234ZM242 223V222H241ZM244 223V222H243ZM121 224H118V221H116V223H111V224H109V231L112 233V236L114 237L115 235H117V236H119L120 234H119V230H120V232L124 229V223L122 224L123 226L121 227L120 225ZM133 224V223H132ZM137 224V223H136ZM236 224V225H237ZM133 225H135V224H133ZM132 225V230H133V228H134V226ZM137 225H139V224H137ZM137 225H135V226H137ZM206 225H207V223H206ZM118 226H120V229H117V227ZM127 228H128V230H131V225L129 224V226L126 224L125 225ZM174 226V225H173ZM173 226H171L172 228H173ZM232 226V225H231ZM230 226V227H231ZM242 226V225H241ZM240 226V227H241ZM139 227V226H138ZM170 227V228H171ZM229 227V228H230ZM234 227V226H233ZM233 227H231V228H233ZM243 227V226H242ZM127 228H126V231H127ZM137 228V227H136ZM171 228V229H172ZM209 228V227H208ZM228 228V229H229ZM230 228V229H231ZM237 228H239V227H236V229ZM169 229V228H168ZM176 228H173L172 230H175ZM215 229V228H214ZM235 229V228H234ZM236 229L234 230V231H236ZM131 230V232H134V231H132ZM170 230V229H169ZM198 230H199V232H198ZM208 230H210V229H208ZM216 230V229H215ZM232 231H233V229H231ZM231 230H229L228 232L227 231H225V232H220L219 231V233L218 232H214V234H216V237H215V235L213 236V237H215L216 238V240H219L220 238H217V237H221V238H224L225 240H226V242L225 243H230L231 244V246H236V250H233L234 252H233V254H231L232 256V258H233V260H234V262H233V264H259V263H261L262 264V262L263 261H261V260H259L258 259V254L256 253L258 250H257V248L256 249H254V250H252V249H247V248H240V247H238L240 244H238L237 243V241H239L240 240V236L242 235V234H244V232H245V230H244V232H242V234L240 235V236H238V238H237V234L236 233H234V232H232ZM124 231V230H123ZM126 231H124V232H126ZM138 232H139V230H137ZM177 231H178V229H177ZM212 231H214V230H212ZM222 231V230H221ZM243 231V230H242ZM109 232V233H110ZM116 232H118L117 234H116ZM136 232V231H135ZM137 232V233H138ZM163 232V233H162ZM174 232H176V230L174 231ZM174 232H173V234H174ZM128 233H130V231H127V235H126V233L124 234V233H121V234H124L125 236H127L126 238H127V240L128 239H130V237H131V234H129L128 235ZM196 233V234H197ZM202 233V234H203ZM205 233H207V231L205 232ZM218 233V234H217ZM135 234V233H134ZM246 234V233H245ZM248 234V233H247ZM110 235V234H109ZM137 235V234H136ZM175 235V234H174ZM199 235L197 234V236L199 237ZM208 235H209V233H208ZM208 235H206V236H208ZM117 236H115L116 237V239L118 238ZM135 236V235H134ZM200 236H205L204 234L203 235H200ZM212 236V235H211ZM245 236V235H244ZM133 237V236H132ZM176 237H177V239H176ZM187 237V236H186ZM192 237V236H191ZM197 237V238H198ZM243 237V236H242ZM253 237V236H252ZM251 237V238H252ZM110 238V237H109ZM108 238V239H109ZM112 238V237H111ZM110 238V239H111ZM121 238V237H120ZM125 238V237H124ZM124 238L122 237L120 240L122 241V239L124 240ZM175 238V239H174ZM195 238V237H194ZM247 238V237H246ZM189 239V238H188ZM188 239H184L188 244L190 243V242H192V241H190L189 242V240ZM203 239V238H202ZM208 239V240H207ZM210 238L209 237H207L205 240H207V241H209L210 242V240H209ZM227 239H229V241L227 242ZM243 239H245V238H243ZM72 240V239H71ZM112 240H114V239H112ZM119 240V239H118ZM126 240V239H125ZM124 240V241H125ZM204 240V239H203ZM224 240V241H225ZM246 240V239H245ZM115 241V240H114ZM120 241V242H121ZM128 241H130V240H128ZM180 241H181V239H180ZM206 241V242H207ZM221 241V240H220ZM223 241V240H222ZM241 241V240H240ZM247 242L249 241L248 239L246 240ZM118 242V241H117ZM182 243H183V241H181ZM180 242V243H181ZM205 242V243H206ZM122 243V245H124L123 243V241L121 242ZM127 243V242H126ZM204 243V244H205ZM212 244H213V242H211ZM210 243V244H211ZM218 243H221V242H219L218 241ZM246 242L244 241V244H245ZM130 244H131V242H130ZM129 244V245H130ZM179 244V243H178ZM177 244V245H178ZM210 244L208 243L207 244V246L209 245L210 246ZM242 244V243H241ZM243 244V245H244ZM251 244V243H250ZM249 244V245H250ZM67 245H68V243H67ZM132 245H133V243H132ZM182 245V244H181ZM221 245H223V244H221ZM251 245H255V244H251ZM71 246H73V245H71ZM179 246V245H178ZM259 246H261V245H259L258 244V247ZM124 247V246H123ZM163 247V248H162ZM211 247V246H210ZM215 247V246H214ZM221 247V246H220ZM228 247H229V245H228ZM241 247H242V245H241ZM245 247V246H244ZM249 247V246H248ZM262 247V246H261ZM67 248V247H66ZM125 248H126V245H125ZM125 248L123 249V250H125ZM173 248V247H172ZM175 248H176V246H175ZM181 248V247H180ZM204 248V247H203ZM207 248V247H206ZM216 248H218V245H217V247ZM222 248V247H221ZM226 248V247H225ZM131 248L129 247V250L127 251V254H131L132 255V252H130V251H132L133 250V248H132V250H130ZM210 250H211V248H209V251L208 252H210ZM213 250V249H212ZM232 250V249H231ZM138 251H139V249H138ZM146 251V252H147ZM219 251V250H218ZM144 252V251H143ZM167 252H168V249H167ZM165 253V254H168V253ZM171 252V251H170ZM205 253H206V251H204ZM214 252H216V251H214ZM121 253V252H120ZM136 253V252H135ZM203 253V252H202ZM221 253V252H220ZM220 253H218V255L220 254ZM245 253H246V255H245ZM126 254V250H125V255H127ZM171 254H173V251H172V253ZM224 254V253H223ZM128 255V256H129ZM131 255H130V259H137V261L139 262V264H141V262H143L142 260L143 259H141L142 257H137L136 256V254H135V256H132L131 257ZM127 256V257H128ZM143 256V255H142ZM166 256V255H165ZM221 256H222V254H221ZM163 257V256H162ZM224 257V256H223ZM226 257V256H225ZM230 257V254H229V258H231ZM203 258V257H202ZM227 258V257H226ZM228 258V259H229ZM125 259H126V257H125ZM129 259V260H130ZM129 260H125V262H129ZM168 261H171V260H169V259H167ZM176 260H178V259H176ZM175 260V261H176ZM217 260V259H216ZM124 261V260H123ZM148 261V260H147ZM174 261V262H175ZM261 261V262H260ZM124 262V263H125ZM137 262V263H138ZM164 262V261H163ZM173 262V261H172ZM197 262H199V261H197ZM208 262H209V260H208ZM229 262H230V260H229ZM112 263V262H111ZM131 263H132V261H131ZM130 263V264H131ZM166 264H168V262H165ZM194 263V262H193ZM202 263V262H201ZM231 264H232V262H230ZM264 263V262H263ZM133 264V263H132ZM136 264V263H135ZM143 264V263H142ZM145 264V263H144ZM163 264V263H162ZM173 264H175V263H173ZM198 264H200V263H198ZM204 264V263H203ZM209 264V263H208ZM210 264H212V263H210Z\"/></svg>",
	"mask_w": 264,
	"mask_h": 264
}]
</instances>
